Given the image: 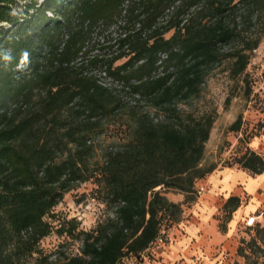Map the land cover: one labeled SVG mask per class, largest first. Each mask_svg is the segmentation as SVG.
<instances>
[{
  "label": "trees",
  "instance_id": "16d2710c",
  "mask_svg": "<svg viewBox=\"0 0 264 264\" xmlns=\"http://www.w3.org/2000/svg\"><path fill=\"white\" fill-rule=\"evenodd\" d=\"M124 1L0 0V51L12 56L0 59V264H27L33 254L36 264H117L144 250L163 220L179 221L181 204L167 191L193 200L195 182L215 168L202 163L212 118L179 104L224 60L232 75L244 72L264 37V0ZM113 25L116 35L104 37ZM24 51L29 63L20 68ZM86 65L115 83H100ZM110 116L120 141L90 167L93 131ZM237 162L264 170L255 150ZM89 178L114 216L82 231L80 254L49 261L38 247L52 228L45 217ZM238 204L230 195L225 217ZM256 230L264 233V219ZM240 242L245 264H264L256 238Z\"/></svg>",
  "mask_w": 264,
  "mask_h": 264
},
{
  "label": "rangeland",
  "instance_id": "374dc122",
  "mask_svg": "<svg viewBox=\"0 0 264 264\" xmlns=\"http://www.w3.org/2000/svg\"><path fill=\"white\" fill-rule=\"evenodd\" d=\"M115 29L114 25L107 28L103 33L104 37L115 36L117 33ZM101 38L94 34V39L102 41ZM125 58L116 60L113 65L121 63ZM228 66L227 60L215 65L205 76L198 95L179 104L195 116L207 115L212 118L208 139L204 144L202 163L214 164L215 168L218 166L240 167L237 158L244 151L254 148L258 150L264 145V37L259 46L252 51L243 73L232 75ZM85 72L96 76L104 85L115 83L101 66L86 65ZM122 95L125 99L131 98L128 94L122 93ZM141 103L145 102L141 101ZM109 118L106 123L93 131L94 145L90 154L91 158L88 160L90 167L101 162L105 149L117 145L120 141L117 130L119 120L116 116ZM259 140L261 142H258ZM101 196L93 178L78 182L65 192L58 205L45 217L50 221L52 228L39 241L41 255H46L49 261L56 262L62 261L66 256L80 254L82 231H89L97 223L114 216L113 208L107 206ZM243 200L246 201V199ZM220 215V219L223 220L225 212L222 211ZM161 227L171 228L172 226L163 220ZM257 227L262 225L255 226L251 231L243 230L244 238L242 239L245 242L253 238L257 239L260 248H255L257 251L254 254L261 260L264 258L262 244L264 240L260 242L258 236L264 233L258 234ZM62 229L67 231L70 229L73 233L70 235L66 231H61ZM245 242L246 252L251 256L254 255ZM161 251L163 250L159 249V253ZM150 256L156 258L157 254ZM35 257L36 254L29 257L27 264H36ZM43 260L42 258L41 261ZM117 264H147V260L127 254L121 256Z\"/></svg>",
  "mask_w": 264,
  "mask_h": 264
},
{
  "label": "crops",
  "instance_id": "0c3cea01",
  "mask_svg": "<svg viewBox=\"0 0 264 264\" xmlns=\"http://www.w3.org/2000/svg\"><path fill=\"white\" fill-rule=\"evenodd\" d=\"M251 150L264 157V145ZM204 177L201 182L206 184V190L193 200L184 201L183 193L167 191L170 200L181 204L182 213L179 221L171 225L170 244L147 264H245L237 248L244 238L243 230L254 229L245 225V219L262 208L264 170L252 174L238 166H218ZM230 195H237L239 204L221 220L223 205ZM258 225H263V215Z\"/></svg>",
  "mask_w": 264,
  "mask_h": 264
},
{
  "label": "built area",
  "instance_id": "2783aa9c",
  "mask_svg": "<svg viewBox=\"0 0 264 264\" xmlns=\"http://www.w3.org/2000/svg\"><path fill=\"white\" fill-rule=\"evenodd\" d=\"M127 3H128V0H125L123 5L126 6ZM263 155H264V152H263ZM203 178L198 179L194 184V191L196 193V196L202 194V192L206 190V184L204 182H201ZM261 215H263V219H264V200L262 202V208L260 212L257 214L249 215L244 221L245 225L254 228L255 226L258 225V218ZM172 236H173V232L171 228L161 227V229L159 230L158 234L153 239V241H151L144 250L140 251L135 256H138L140 259H146L147 262H151L152 260H154V258H152V256L150 255L158 254L159 249H162V250L165 249L170 244V241L172 240Z\"/></svg>",
  "mask_w": 264,
  "mask_h": 264
},
{
  "label": "clouds",
  "instance_id": "9594fccd",
  "mask_svg": "<svg viewBox=\"0 0 264 264\" xmlns=\"http://www.w3.org/2000/svg\"><path fill=\"white\" fill-rule=\"evenodd\" d=\"M0 59H2L5 62H10L12 59L11 53L7 50L0 51ZM29 63V53L27 51H24L21 53V60L18 67L22 68L26 66Z\"/></svg>",
  "mask_w": 264,
  "mask_h": 264
}]
</instances>
